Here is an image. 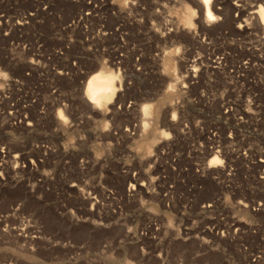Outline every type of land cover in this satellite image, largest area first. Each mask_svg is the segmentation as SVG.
I'll return each mask as SVG.
<instances>
[{
    "label": "rangeland",
    "instance_id": "1",
    "mask_svg": "<svg viewBox=\"0 0 264 264\" xmlns=\"http://www.w3.org/2000/svg\"><path fill=\"white\" fill-rule=\"evenodd\" d=\"M103 1L96 36V21L78 13L88 10L69 0H1V10L33 12L41 23L4 26L6 37L1 30L0 98L28 103L31 126L0 122V264H264V167H235L228 178L222 164L208 166L225 154L196 151L194 128L218 124L225 108L263 120L264 80L241 90L232 68L190 85L189 67L194 31L242 40L236 25L245 22L246 44L263 35L251 14L262 1L212 0L221 19L212 24L198 0H145L143 9ZM100 68L117 89L98 110L83 86ZM247 130L232 133L234 147L264 160V127ZM226 178L238 188H226Z\"/></svg>",
    "mask_w": 264,
    "mask_h": 264
},
{
    "label": "bare ground",
    "instance_id": "2",
    "mask_svg": "<svg viewBox=\"0 0 264 264\" xmlns=\"http://www.w3.org/2000/svg\"><path fill=\"white\" fill-rule=\"evenodd\" d=\"M38 1V0H37ZM71 3H75L76 5L84 6L88 11L86 12H78L79 15H84L85 18L90 17L95 23V29L93 34L96 36L99 35V24L101 23V17H99L100 13H97L102 9V7L106 6V2L103 0H69ZM145 0H128V4L132 8H142V3ZM246 0H223V2L229 3L233 7H241L242 3H245ZM262 3L257 5L256 9L251 13L256 16L261 25H264V0H261ZM35 2V1H34ZM125 0H120V4H123ZM199 8L202 11V18L206 24L217 23L221 19L209 22L206 19L207 9L203 3V0L197 1ZM46 6V5H44ZM40 8V7H38ZM217 10H220V7L216 6ZM45 12V7L41 8ZM37 10V8H36ZM9 11H12L9 13ZM93 14V17L91 13ZM190 13V12H189ZM35 13L33 12H25L19 8L7 7L5 10H1V0H0V37L1 30H3L2 35L6 37L8 32L4 31L3 27L12 26L17 27V29L22 30L30 26L29 22L30 18H34L33 23L39 24L41 21L34 17ZM191 15V13H190ZM190 15L185 16L181 19V24L184 27H189L191 24ZM236 16V15H235ZM217 17H219L217 15ZM220 18V17H219ZM208 27V25H206ZM2 27V28H1ZM236 28L240 33H245V37L251 35L250 29L247 27L245 22L237 23ZM7 30V29H6ZM171 30H168V33ZM193 37L198 46L192 47V59L189 67L192 75V80L190 81V85L197 84V78L201 74H205L206 78L209 79L213 75H220L222 78L225 77L226 74L233 73V69H235L236 77L240 81L239 87L241 90H251L254 88H258L254 86L252 88H246L245 84H254L262 83L261 79L264 80V34L263 35H252L249 37V43L246 44L244 38L242 40L235 39L230 37L226 31H220L218 33L208 35L204 32H193ZM253 40V41H251ZM237 42L241 44L238 46V51H229L226 46L229 43ZM231 61L230 63L228 61ZM236 63L237 65H234ZM231 65V66H230ZM233 68V69H232ZM165 71L175 78V67L172 62H169L164 67ZM248 74L253 75V78L250 79V76L247 77ZM116 76L108 69L100 68L93 72L88 79L86 80L83 86V99L84 101L94 109H102L106 104H109L114 97L116 92ZM172 86V85H170ZM171 88V87H170ZM169 88V89H170ZM54 92V91H53ZM258 94V93H257ZM260 94V93H259ZM202 95V94H201ZM193 103H196L195 100H191ZM243 100H240L242 102ZM34 100H32V103ZM235 106V104L233 103ZM29 104L25 103L20 97H17L15 100L6 97L5 99L0 98V122H4L8 126L16 125H26L31 126V120H28L27 110ZM151 115L149 106L145 105L141 109V117L143 120L142 127L146 128V120ZM57 117L60 120H64V117L60 110L57 111ZM63 117V118H62ZM217 119H221V122L218 124H210L208 127H203L198 121L195 123V130L197 133H201L202 141L196 140L197 144V152L202 153L203 151L211 152L220 155L221 153L225 154L221 160L212 156L208 161V166L217 165L213 163L215 160L222 161V166L224 169L229 170L227 173V177L230 178V175L233 172V168H242V169H250L254 167H264V160L259 158V156H250L247 155L248 152L253 151L250 147L246 146H235L234 137L232 133L245 134L250 131L258 134L259 128L264 127V119H255L250 115H246L245 113L241 114L239 111L229 108H225L223 110V114H220ZM232 120L233 124L228 123V120ZM251 126L252 129L249 127ZM247 127V128H245ZM221 128L223 131H221ZM204 129V132H203ZM227 134H225V132ZM124 133H129V128L126 127L124 129ZM263 133V132H262ZM261 133V134H262ZM161 136L164 135L163 131H159ZM241 136V135H240ZM226 141V143L224 142ZM238 142V140H237ZM242 143L246 144L244 140ZM262 151L260 147L256 148L254 152L259 153ZM0 152H3V147H0ZM240 161L237 165L235 162ZM227 162V163H226ZM219 166V165H218ZM226 178L227 184L226 188L236 189L238 188L237 180Z\"/></svg>",
    "mask_w": 264,
    "mask_h": 264
},
{
    "label": "clouds",
    "instance_id": "3",
    "mask_svg": "<svg viewBox=\"0 0 264 264\" xmlns=\"http://www.w3.org/2000/svg\"><path fill=\"white\" fill-rule=\"evenodd\" d=\"M203 3H204V5H205V7L207 9V12H206V19H207V21L214 22V21L219 20L220 18L217 17V16H215L213 14V12L211 11V7L210 6L212 4V0H203ZM213 163H215V164H222L223 162L220 161V160H215V161H213Z\"/></svg>",
    "mask_w": 264,
    "mask_h": 264
},
{
    "label": "snow or ice",
    "instance_id": "4",
    "mask_svg": "<svg viewBox=\"0 0 264 264\" xmlns=\"http://www.w3.org/2000/svg\"><path fill=\"white\" fill-rule=\"evenodd\" d=\"M63 118V117H62Z\"/></svg>",
    "mask_w": 264,
    "mask_h": 264
}]
</instances>
